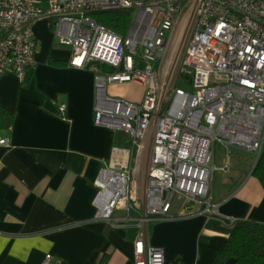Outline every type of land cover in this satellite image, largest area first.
<instances>
[{
	"label": "built area",
	"instance_id": "built-area-1",
	"mask_svg": "<svg viewBox=\"0 0 264 264\" xmlns=\"http://www.w3.org/2000/svg\"><path fill=\"white\" fill-rule=\"evenodd\" d=\"M108 8L135 10L126 34L90 15ZM43 17L68 63L95 73L94 122L132 138L134 165L98 173L97 216L120 224L137 212L134 264H185L148 243V226L216 213L229 190H216L219 169L244 176L263 152L264 0H0V76L25 78L39 47L31 24ZM125 82L144 86L141 101L108 92ZM230 147L254 151L252 167L228 161ZM39 264H55L53 254Z\"/></svg>",
	"mask_w": 264,
	"mask_h": 264
},
{
	"label": "crops",
	"instance_id": "crops-1",
	"mask_svg": "<svg viewBox=\"0 0 264 264\" xmlns=\"http://www.w3.org/2000/svg\"><path fill=\"white\" fill-rule=\"evenodd\" d=\"M31 28L39 47L27 81L12 72L0 76V104L14 115L0 131L9 138L0 145V264H39L46 252L55 264H134L137 212L129 222L113 223L97 216L95 203L101 168L134 165L132 138L94 122L95 73L68 63L52 19ZM128 83L140 98L115 95L142 99L144 86ZM121 134L129 145H121ZM228 155L235 166L248 167ZM253 168L216 213L151 221L148 243L163 248L167 259L211 264L236 220L264 223V181ZM178 208L174 204L172 213Z\"/></svg>",
	"mask_w": 264,
	"mask_h": 264
},
{
	"label": "trees",
	"instance_id": "trees-1",
	"mask_svg": "<svg viewBox=\"0 0 264 264\" xmlns=\"http://www.w3.org/2000/svg\"><path fill=\"white\" fill-rule=\"evenodd\" d=\"M90 15L99 23L111 27L120 34H125L132 16V9L108 8L91 11ZM29 69L25 83L29 77ZM14 115L0 104V131L12 125ZM122 144L129 145L121 134ZM253 175L264 181V150L257 159ZM233 259L232 264H264V223L253 219L240 218L235 221L232 230L223 247L217 251L211 264H227Z\"/></svg>",
	"mask_w": 264,
	"mask_h": 264
},
{
	"label": "rangeland",
	"instance_id": "rangeland-1",
	"mask_svg": "<svg viewBox=\"0 0 264 264\" xmlns=\"http://www.w3.org/2000/svg\"><path fill=\"white\" fill-rule=\"evenodd\" d=\"M132 16L133 17H131L132 20H131L130 25L132 24V22L134 20V16H135V10H133V9H132ZM130 25H129V27H130ZM129 27H128V29H129ZM128 29H127V31H128ZM127 31H126V33H127ZM176 31H177V38H176V42L174 43L172 48H174V49H176V51H178L179 47H183V44H182L183 39H182L180 44L177 41V39L179 38V36H182L184 34L185 29H183V26H182V28L180 26V28H177ZM56 40L59 41L58 37H56ZM56 46L58 48L68 47V45L61 44L60 42L56 43ZM109 91H110V93L112 95L119 94V95H123V96L129 97V98H133V99L140 98V95H141L140 90H138L137 88L131 87V85H129L128 82H125V83H112V84L109 85ZM130 100H132V99H130ZM132 101H141V99L140 100H132ZM221 152H222V148H220L219 145H216L215 163L218 164V165H220L221 161H222ZM229 153L232 156H234L236 159L238 158L239 162H241L243 164H249L248 167H252V165L254 164V161H255V152L254 151H249V150H244V149H238V148H235V147H230L229 148Z\"/></svg>",
	"mask_w": 264,
	"mask_h": 264
},
{
	"label": "bare ground",
	"instance_id": "bare-ground-1",
	"mask_svg": "<svg viewBox=\"0 0 264 264\" xmlns=\"http://www.w3.org/2000/svg\"><path fill=\"white\" fill-rule=\"evenodd\" d=\"M220 184H218L217 192H224L230 189L243 176L242 169H219L217 174Z\"/></svg>",
	"mask_w": 264,
	"mask_h": 264
},
{
	"label": "water",
	"instance_id": "water-1",
	"mask_svg": "<svg viewBox=\"0 0 264 264\" xmlns=\"http://www.w3.org/2000/svg\"><path fill=\"white\" fill-rule=\"evenodd\" d=\"M254 167V166H253Z\"/></svg>",
	"mask_w": 264,
	"mask_h": 264
}]
</instances>
